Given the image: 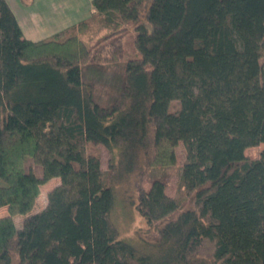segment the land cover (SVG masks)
<instances>
[{
	"label": "trees",
	"instance_id": "1",
	"mask_svg": "<svg viewBox=\"0 0 264 264\" xmlns=\"http://www.w3.org/2000/svg\"><path fill=\"white\" fill-rule=\"evenodd\" d=\"M92 8L32 41L0 0V264H264V149L245 154L264 144V0ZM179 145L183 200L166 193ZM130 176L157 227L142 252L112 219Z\"/></svg>",
	"mask_w": 264,
	"mask_h": 264
},
{
	"label": "rangeland",
	"instance_id": "2",
	"mask_svg": "<svg viewBox=\"0 0 264 264\" xmlns=\"http://www.w3.org/2000/svg\"><path fill=\"white\" fill-rule=\"evenodd\" d=\"M131 33L127 34L125 40L126 53H134V47L129 39ZM132 38V34H131ZM129 41V42H128ZM101 49H97L98 51ZM102 53V52H101ZM262 84L264 85V72L262 74ZM179 105L178 102H172L171 107L175 109ZM264 149V144H261L256 147H250L245 151V154L252 158H257L261 150ZM89 152L95 153L100 157L101 168L103 172H107L110 161V154L108 150L101 146L95 145L89 147ZM177 162L175 166L171 169V177L168 181L167 195L176 199L183 200L189 196L188 191L183 186L181 181V168L185 160V150L182 145H179L175 149ZM30 165L33 166V169L39 172V169L35 164L30 161ZM133 179L134 176H130L129 180L121 183L118 186L116 193V205L112 214V219L120 232V237L132 242L141 252L144 250L145 241L150 237L155 235L157 232V227L155 225L150 226L146 220L139 214L137 210V192L133 188ZM60 183L58 179H52L47 184L41 187V194L37 201L35 211L41 209L45 206L47 201L48 193ZM1 215H6L7 211L3 209L0 211ZM22 216L18 217V222H21ZM19 225V224H18Z\"/></svg>",
	"mask_w": 264,
	"mask_h": 264
},
{
	"label": "crops",
	"instance_id": "3",
	"mask_svg": "<svg viewBox=\"0 0 264 264\" xmlns=\"http://www.w3.org/2000/svg\"><path fill=\"white\" fill-rule=\"evenodd\" d=\"M24 37L40 41L89 19L93 0H7Z\"/></svg>",
	"mask_w": 264,
	"mask_h": 264
}]
</instances>
